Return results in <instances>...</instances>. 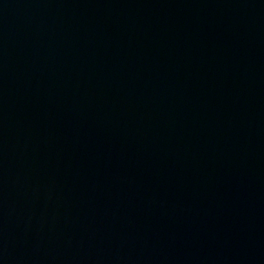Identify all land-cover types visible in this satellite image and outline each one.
I'll use <instances>...</instances> for the list:
<instances>
[{
  "label": "water",
  "instance_id": "water-1",
  "mask_svg": "<svg viewBox=\"0 0 264 264\" xmlns=\"http://www.w3.org/2000/svg\"><path fill=\"white\" fill-rule=\"evenodd\" d=\"M0 264H264V0H0Z\"/></svg>",
  "mask_w": 264,
  "mask_h": 264
}]
</instances>
